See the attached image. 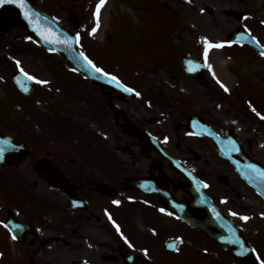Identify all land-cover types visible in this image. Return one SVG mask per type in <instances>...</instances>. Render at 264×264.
I'll list each match as a JSON object with an SVG mask.
<instances>
[{
	"label": "flooded vegetation",
	"instance_id": "1",
	"mask_svg": "<svg viewBox=\"0 0 264 264\" xmlns=\"http://www.w3.org/2000/svg\"><path fill=\"white\" fill-rule=\"evenodd\" d=\"M140 1L152 8L158 4L157 0ZM75 18L77 23L79 15ZM247 24L253 44L233 47L245 48L244 57L252 61L264 58L260 55L263 23L258 19ZM16 28L25 31L19 22L0 16V148L4 149L0 156V264H244L179 219L173 209L175 199L187 201L189 195L182 188L187 179L170 157L192 168L220 210L243 226V220L231 214L236 209L230 193L222 190L221 181L227 186V177L210 174L207 178L196 165L208 146L218 152L210 138L188 131V115L196 113L222 133L215 122L202 111L180 112L184 135L178 138L185 142L177 144L171 138L174 130L162 121L170 117L167 106L180 105L165 81L145 89L146 83L130 75L128 67L113 72L114 66L106 61L101 68L140 93L127 98L109 84H97L75 72L61 54L31 42L23 31L12 42L10 33ZM5 49L13 52L4 53ZM172 51L168 48L170 57ZM31 53L44 57L40 60L50 69L60 68L59 73L53 71L48 86L28 80L20 71L34 76L29 58L22 60L23 67L16 63L21 55ZM170 57L162 67H169ZM172 61L181 75L198 81L184 73L178 58ZM207 72L208 68L200 83ZM55 77L69 92H64V98L51 87ZM71 95L79 104L68 105ZM190 139L197 141L186 143ZM175 240L176 248H169Z\"/></svg>",
	"mask_w": 264,
	"mask_h": 264
},
{
	"label": "rangeland",
	"instance_id": "2",
	"mask_svg": "<svg viewBox=\"0 0 264 264\" xmlns=\"http://www.w3.org/2000/svg\"><path fill=\"white\" fill-rule=\"evenodd\" d=\"M36 2L44 11L54 15L64 27L79 34L82 47L86 50L84 52L88 57L92 56L99 66L104 67L106 61H109L114 66L110 68L113 72H121V67H128L130 75L133 73L135 78H140L143 84L146 83L145 89L163 81L171 87L180 105L173 103L172 106H167L171 109L167 110L170 117H164L162 121L174 130L171 138L175 143L185 142L179 139H183L184 135L180 112L186 114L192 110L202 111L215 122L217 130L225 127L236 130L244 148L264 163V119L261 120L256 112H252L244 101L250 99L264 111L262 81L264 58L256 57L252 61L248 56L244 57L248 52L245 48L233 47L226 42L229 31L245 24L250 26L247 23L252 20L258 22L260 19L264 26V0H188L186 3L157 0L155 8H152L151 4L148 5L147 1L106 0L101 8L99 27L95 33H91V29L96 25L93 13L98 0H36ZM204 7H210L213 12H201V8ZM76 14L79 15L77 23L74 22ZM258 27L262 30L259 25ZM20 31L14 29L9 39L16 43ZM167 38L170 41H167ZM204 38L210 43H222L224 46L209 49L205 59ZM170 43L174 46H169ZM168 48L173 50L172 57L168 53ZM8 52L13 51L5 49L4 53ZM216 53L220 54L222 61L228 63L222 64L221 69H217L213 62L219 58L215 56ZM166 54L170 57L169 67H162V63L167 62L169 58H164ZM187 54L201 57L207 65H211L202 83L181 75L179 67L173 63L174 57L175 60L178 58L180 63L182 56ZM26 58H29L30 73L39 80L47 81L46 84H40L41 86L50 84L53 71L60 72L58 67L53 66L52 69L47 67L40 60L44 57L35 56L33 53L19 57L20 67L25 66L22 60L25 61ZM221 60L218 63H221ZM62 68L66 72L67 80L73 83L71 73L64 65ZM55 78L57 82L51 83V87L58 90L64 98L63 94L67 92L64 90L65 86L59 81L60 77ZM221 83L228 88L227 92L220 86ZM159 89L160 87L156 89L158 94ZM3 92L4 90L1 91ZM69 99L73 100L72 95ZM36 103L39 102L34 104ZM71 103L79 104L74 100L68 101V105ZM263 111L257 112H262L261 115L264 116ZM19 114L23 115L22 112ZM195 141L197 140L190 139L186 143ZM196 165L199 166V172L205 174L207 178H210V174H214L215 178L223 175L227 177V186L221 181L222 190L224 194L230 193L236 209L234 212L237 213L235 216L249 217L248 220L242 219L245 235L254 244L260 259L264 260L262 197L237 177L233 168L209 146L203 154L202 162H196ZM213 180L215 179L211 181Z\"/></svg>",
	"mask_w": 264,
	"mask_h": 264
},
{
	"label": "water",
	"instance_id": "3",
	"mask_svg": "<svg viewBox=\"0 0 264 264\" xmlns=\"http://www.w3.org/2000/svg\"><path fill=\"white\" fill-rule=\"evenodd\" d=\"M27 13V15H25ZM0 16H8L11 22L16 24L18 21L28 31L30 37L43 47L63 54L66 60L76 70L100 84L109 83L115 89L125 91L116 82L94 71L80 55L76 35L60 25L50 15L43 12L32 0H24V6L20 7L15 3L0 4ZM44 37H47L45 39ZM244 36L238 32L229 34V41H241ZM69 41L64 43V41ZM183 66L185 72L194 77H199L204 71L196 70L201 66L205 69V64L192 58H184ZM191 122V119H190ZM194 132L208 134L217 143L219 153L228 158L235 166L240 175L264 198V164L252 159L243 149L241 143L225 133V138L207 129L199 122L192 121ZM184 170L187 171L186 168ZM189 176L192 182L198 183L197 186L190 185L192 198L188 203H175L176 214L187 221L192 226L202 230L208 237L214 239L230 255L246 264H257L256 253L249 242L242 234L240 226L232 220L226 218L211 198L204 190V183L195 177L191 170ZM195 208L202 209L203 215L194 212Z\"/></svg>",
	"mask_w": 264,
	"mask_h": 264
},
{
	"label": "snow or ice",
	"instance_id": "4",
	"mask_svg": "<svg viewBox=\"0 0 264 264\" xmlns=\"http://www.w3.org/2000/svg\"><path fill=\"white\" fill-rule=\"evenodd\" d=\"M15 3V4H18L20 7H23L24 6V0H0V4H3V3ZM106 3V0H98V3L96 4V7H95V11L93 13L95 19H96V25L91 29V33H95L97 28L99 27V17H100V11H101V8L102 6ZM25 15H27V13H25ZM90 33V34H91ZM45 39H47V37H44ZM76 40L79 41V34H77V37H76ZM253 40H255V37H253ZM69 41H64V43H68ZM204 43H205V47H204V57L205 59H207V56H208V52H209V49L211 48H220V47H223L224 45L222 43H210L208 42L207 38H204ZM257 43H259L257 41ZM80 55L83 57V59L87 62V64L89 66H91L95 72L97 73H100L106 77H110V80L111 81H114L116 82L120 87H123L125 91L127 92H133L134 89L132 88H129V87H126L125 85L121 84L120 81L117 79V77L115 75H110L108 72H106L103 68L101 67H97L95 63H93V61L91 59H89L88 56H86L83 52L80 53ZM260 55L261 56H264V50H262L260 52ZM17 65L19 66V61L16 62ZM208 67L211 69V65H208ZM20 71L23 73V75L28 79V80H35L36 83H39V84H46L47 81L45 80H39L37 79L36 77L34 76H31L29 75L27 72H24V70L21 68ZM218 83H220L219 81H217ZM222 88H224V90L227 92L228 91V88L221 83L220 85ZM137 96L140 95L139 92H136L135 93ZM254 112L256 111L255 108L252 109ZM256 115L257 116H261V114L259 112H256ZM261 119H264V116H261ZM3 152H4V149L3 148H0V156L3 155ZM205 187H207V185H205ZM113 203H116L118 204L119 201H113ZM160 211H164V209H160ZM233 216L237 215V213L233 212L231 213ZM241 219L243 220H248L249 217L247 216H243L241 217ZM116 228H117V231L119 232V226L116 225ZM12 239L15 240L16 239V236L13 235L12 236ZM127 242V240H126ZM132 245L129 244V247H131ZM169 247H175L174 244H170ZM257 259H260L259 257H257ZM260 264H264V260H260Z\"/></svg>",
	"mask_w": 264,
	"mask_h": 264
},
{
	"label": "bare ground",
	"instance_id": "5",
	"mask_svg": "<svg viewBox=\"0 0 264 264\" xmlns=\"http://www.w3.org/2000/svg\"><path fill=\"white\" fill-rule=\"evenodd\" d=\"M209 32H210V30H209ZM213 55H214V54H213ZM215 56H218V57H219L218 59H214V60H213V62L215 63L217 69H221V68H222V64H228V63H226L225 61H222V60H221V57H220V54H219V53H216ZM220 60H221L222 62H221V63H218V61H220Z\"/></svg>",
	"mask_w": 264,
	"mask_h": 264
}]
</instances>
